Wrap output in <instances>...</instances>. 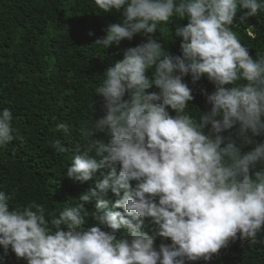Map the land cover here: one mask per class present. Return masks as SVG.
Masks as SVG:
<instances>
[{
	"label": "clouds",
	"instance_id": "clouds-1",
	"mask_svg": "<svg viewBox=\"0 0 264 264\" xmlns=\"http://www.w3.org/2000/svg\"><path fill=\"white\" fill-rule=\"evenodd\" d=\"M94 3L123 16L95 45L146 38L106 69L95 89L106 112L80 128L86 143L76 145L65 175L96 178L95 187L58 215L36 201L10 208L13 195L0 190V264L9 248L27 264H186L210 261L237 239L256 242L264 232V141L253 139L264 136V56L253 58L233 26L264 12V0ZM173 18L188 21L175 32L180 55L153 38ZM189 74L193 83L206 76L214 84L210 94L201 89L210 111L189 110ZM153 86L158 91L149 92ZM13 120L10 108L0 110V147L23 140ZM54 131L70 135L66 123ZM50 146L68 151L59 139ZM109 192L120 197L111 207ZM122 227L129 236L118 238ZM157 237L171 244L157 249Z\"/></svg>",
	"mask_w": 264,
	"mask_h": 264
},
{
	"label": "trees",
	"instance_id": "trees-1",
	"mask_svg": "<svg viewBox=\"0 0 264 264\" xmlns=\"http://www.w3.org/2000/svg\"><path fill=\"white\" fill-rule=\"evenodd\" d=\"M241 15L237 13L238 18ZM122 19V13L115 10L110 13L99 10L94 0H0V110L11 109L13 127L23 137L0 147V190L13 195L10 208H22L36 201L58 215L65 204L82 203L78 199L80 194L95 187L96 178L79 182L65 173L72 155L76 154V145L83 148L86 143L80 135L81 126L106 112L103 98L95 93L104 72L123 59L125 49L146 40L137 34L131 41L125 39L104 49L95 45L97 39L106 36L109 24ZM187 23L186 19L173 18L164 26L165 32H157L153 38L170 54L180 55L182 38L176 37L175 32ZM233 31L253 58L264 56V12L248 17L246 22L237 19ZM171 36L172 39H167ZM183 79L194 97L188 102L189 110L194 114L199 110L210 111L201 89L210 94L214 84L206 76L195 83L190 74ZM148 91L158 89L153 86ZM168 111L176 115L171 108ZM58 123L68 124L70 135L54 131ZM102 137L100 133L93 139ZM56 139L61 140L67 152H55L50 142ZM253 139L261 142L264 136ZM119 198L109 192L106 197L109 207ZM95 203L93 199L85 207L94 211ZM92 223L90 219L89 224ZM147 223L142 231H149ZM117 236L128 237V230L122 227ZM262 240L264 232L256 242L237 239L210 261L186 264H264ZM161 243L171 244V240L157 237L155 247L158 249ZM5 264H27V261L17 258L9 248Z\"/></svg>",
	"mask_w": 264,
	"mask_h": 264
}]
</instances>
